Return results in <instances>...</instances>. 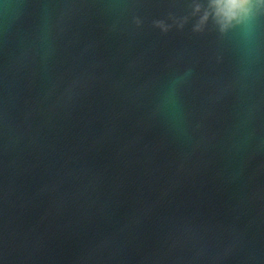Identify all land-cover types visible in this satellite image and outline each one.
Wrapping results in <instances>:
<instances>
[{"label":"water","instance_id":"95a60500","mask_svg":"<svg viewBox=\"0 0 264 264\" xmlns=\"http://www.w3.org/2000/svg\"><path fill=\"white\" fill-rule=\"evenodd\" d=\"M194 3L0 0V264H264V16Z\"/></svg>","mask_w":264,"mask_h":264},{"label":"clouds","instance_id":"9594fccd","mask_svg":"<svg viewBox=\"0 0 264 264\" xmlns=\"http://www.w3.org/2000/svg\"><path fill=\"white\" fill-rule=\"evenodd\" d=\"M192 15L202 12L194 25V31L202 32L209 20L221 35L227 34L246 22L264 16V0H206V3H194ZM187 17L180 22V27L187 22ZM156 26L168 31V26L158 21Z\"/></svg>","mask_w":264,"mask_h":264}]
</instances>
